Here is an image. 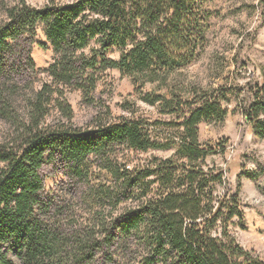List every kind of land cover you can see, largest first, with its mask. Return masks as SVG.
I'll list each match as a JSON object with an SVG mask.
<instances>
[{"label": "trees", "instance_id": "1", "mask_svg": "<svg viewBox=\"0 0 264 264\" xmlns=\"http://www.w3.org/2000/svg\"><path fill=\"white\" fill-rule=\"evenodd\" d=\"M209 1L50 0L35 8L18 0L3 6L0 264H264L230 233L233 220L243 222L240 186L219 192L225 170L207 162L224 144L198 142L200 122L223 121L226 92L196 91L186 101L143 92L145 84L164 83L196 59L205 44ZM39 24L53 57L41 70L49 79L36 89L39 70L30 46ZM108 69L129 77L145 103L162 100L164 112L175 116L166 125L176 129L178 143L171 135L165 142L153 139L133 118L100 120L90 129L72 124L65 92L79 90L89 99ZM259 76L261 84L254 83L240 105L253 131L264 135V68ZM53 109L59 118L50 120ZM122 145L173 147L174 153L129 168L110 160ZM94 160L111 185L89 184ZM56 163L85 185L81 198L93 214L91 226L64 224L54 198L44 196L43 167Z\"/></svg>", "mask_w": 264, "mask_h": 264}, {"label": "rangeland", "instance_id": "2", "mask_svg": "<svg viewBox=\"0 0 264 264\" xmlns=\"http://www.w3.org/2000/svg\"><path fill=\"white\" fill-rule=\"evenodd\" d=\"M31 7L39 8L50 0H24ZM64 4L73 0H53ZM18 0H0V21L4 18L3 6H13ZM208 12V28L205 44L196 59L187 67L167 76L164 83H147L143 92L159 94L163 100L179 98L191 100L196 91L222 89L226 92V101L222 102L226 115L221 122H200L198 124V142L201 145L217 146L224 149L208 157V164H216L225 170L226 181L218 187L219 192H235L239 184L240 209L243 222L233 220L230 233L245 250L264 262V135L253 131L243 113L242 99H247L248 91L254 83L261 84L260 69L264 68V0H210L205 4ZM45 43L48 47L39 46ZM30 53L39 70L33 78L37 89L49 78L44 69L50 63L53 53L48 45L43 25L36 28L34 43ZM109 56L117 59L118 52ZM65 99L72 109L71 122L82 129L92 128L98 121L119 122V118L142 120L153 139L165 142L171 135L179 142L176 129L170 122L175 116L165 113L162 100L148 104L141 100L135 86L127 76L115 69L106 70L96 83L89 99L79 90L65 92ZM108 108L110 115L105 113ZM50 120L59 118L56 109L51 110ZM6 123L0 119V139ZM225 142V143H223ZM174 148L148 149L138 151L125 146L114 148L111 162L125 163L126 167L143 166L152 158H167ZM108 162H106L107 164ZM88 173V182L92 186L105 179L100 161L94 160ZM1 166V164H0ZM44 196L54 198L62 210L66 225L84 227L92 225L93 214L81 198L84 184H78L68 176L62 165L47 164L43 167ZM127 203H121L125 206Z\"/></svg>", "mask_w": 264, "mask_h": 264}]
</instances>
